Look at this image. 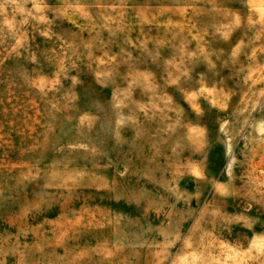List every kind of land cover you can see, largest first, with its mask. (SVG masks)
I'll list each match as a JSON object with an SVG mask.
<instances>
[{
  "label": "rangeland",
  "instance_id": "obj_1",
  "mask_svg": "<svg viewBox=\"0 0 264 264\" xmlns=\"http://www.w3.org/2000/svg\"><path fill=\"white\" fill-rule=\"evenodd\" d=\"M0 264H264V0H0Z\"/></svg>",
  "mask_w": 264,
  "mask_h": 264
}]
</instances>
